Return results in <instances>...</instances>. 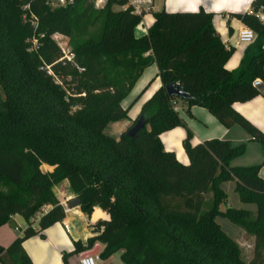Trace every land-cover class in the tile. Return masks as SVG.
Listing matches in <instances>:
<instances>
[{
	"label": "trees",
	"instance_id": "16d2710c",
	"mask_svg": "<svg viewBox=\"0 0 264 264\" xmlns=\"http://www.w3.org/2000/svg\"><path fill=\"white\" fill-rule=\"evenodd\" d=\"M264 0H253L249 14L232 17L253 33L237 67L224 68L232 54L212 27V14L152 13L144 35L140 22L122 4L107 0L96 10L89 0L51 8L49 0H0V226L13 215L25 227L6 247L0 264H32L21 243L64 217L52 187L66 181L78 208H94L108 219L85 248L102 244L107 259L120 252L123 264H248L237 243L215 222L223 217L252 238V253L264 251V180L259 165L230 166L245 144L209 139L181 147L187 164L163 149L159 135L183 122L175 87L187 107L207 110L225 127L238 125L264 149V135L232 110L259 95L264 86ZM67 40L66 61L52 40ZM156 69L159 87L117 138L105 128L127 119L122 107L143 71ZM261 86L253 88L254 80ZM151 82L147 84V87ZM146 87V88H147ZM145 88V89H146ZM145 91V90H144ZM142 91L139 95H141ZM141 116L143 127L126 131ZM42 166L50 170H43ZM233 181L238 201L254 210L226 206L219 188ZM225 205L223 210L219 209Z\"/></svg>",
	"mask_w": 264,
	"mask_h": 264
},
{
	"label": "crops",
	"instance_id": "0c3cea01",
	"mask_svg": "<svg viewBox=\"0 0 264 264\" xmlns=\"http://www.w3.org/2000/svg\"><path fill=\"white\" fill-rule=\"evenodd\" d=\"M252 1L253 0H153L152 13L161 10L167 13H195L202 10L204 13L212 14L211 23L215 33L221 40L225 49H232V54L224 65L225 70L232 71L237 67L242 57L243 50L246 47V45L236 44L237 33L245 27L232 16L236 14H249ZM192 7H195L196 10L192 11ZM116 10L119 9L116 8ZM260 21L264 25V18ZM152 22V14L145 16L142 26L134 31L135 37L144 35ZM156 73L154 66L145 69L127 98L122 102L121 105L125 108L139 96L130 106L127 119L112 123L118 135L130 125L137 115L140 106L148 100L151 94L159 87V81L155 78ZM149 82L151 83L147 87ZM142 91L144 92L139 95ZM231 108L264 135V86H261L258 96L244 103H234L231 105ZM131 109H133L132 112H130ZM174 110L182 120L183 126H177L161 133L159 135V140L163 149L173 153L177 162L187 164V157L181 147V141L185 137L186 132H189L191 135L189 140L191 145L209 139L226 140L231 145L244 143L245 149L243 154L231 160L230 166L259 165L258 176L264 180V149L261 148L258 143L251 141L246 131L238 125H232L230 127L223 126L207 112V110L199 106L187 107L184 103L176 101ZM118 135L115 138H117ZM42 167H44V171L50 170L45 166ZM223 183L225 182L219 185L222 191ZM52 191L55 198L64 208V217L61 221L55 222L45 228L42 231V238L32 236L22 241L21 247L32 264H62L61 254L73 251V242L77 241L80 243V247L85 248L87 240L94 236L92 224L108 219V216L97 208H94L89 215L81 212L78 206L67 208L65 204L69 199L73 198V196L68 190L66 181H62L58 185L53 186ZM64 224L67 225V230L64 228ZM24 227L25 222L20 216H11L6 223L0 226V247L8 246L15 236L21 233ZM250 239L252 241L251 237ZM102 247V244L95 241L90 249L84 251L97 249L98 254ZM82 252L69 256L67 258V263L78 264V257ZM119 256L120 252H115L107 259L103 260L97 258L95 264H123Z\"/></svg>",
	"mask_w": 264,
	"mask_h": 264
},
{
	"label": "built area",
	"instance_id": "2783aa9c",
	"mask_svg": "<svg viewBox=\"0 0 264 264\" xmlns=\"http://www.w3.org/2000/svg\"><path fill=\"white\" fill-rule=\"evenodd\" d=\"M75 1L77 0H55L54 3H51L49 0V6L51 8L63 7L67 5H72ZM115 1L120 2L122 4L118 8L119 10H128L130 14L137 16L140 19V22L135 29L140 28L143 24V18L145 16L152 14L153 11V0H115ZM89 2L94 9L99 10L105 6L107 0H89ZM262 7L264 8V2ZM259 19L262 20L263 17L259 16ZM52 40L56 43V45L60 49L63 58L67 62L70 61L71 55L69 54V52L67 51L64 52L63 50H61L60 44L58 43V41L60 42L64 40V38L61 35L55 34L52 36ZM252 40H253V33L247 28H243L237 33L236 44L238 45H248L252 42ZM251 86L253 88H258L261 86V82L256 79L252 82ZM92 227H93L94 235L101 233L103 230V225L99 223H93ZM64 228L66 230L68 229L66 224H64ZM97 258H98L97 254L84 257L79 259L78 264H95Z\"/></svg>",
	"mask_w": 264,
	"mask_h": 264
},
{
	"label": "rangeland",
	"instance_id": "374dc122",
	"mask_svg": "<svg viewBox=\"0 0 264 264\" xmlns=\"http://www.w3.org/2000/svg\"><path fill=\"white\" fill-rule=\"evenodd\" d=\"M55 0H50L51 3H54ZM116 9V8H115ZM60 44L61 50L64 52H69V47L67 44V40L64 39L62 41H58ZM133 109H131L130 112H132ZM127 129V128H126ZM125 129V130H126ZM105 132L113 137H116L118 135L115 127L113 124H108L105 128ZM44 169V167H42ZM234 183L233 181H227L222 184V189L227 195V201L226 206L232 207L236 209H247V210H253L254 206L251 204H243L238 201L236 193L233 191ZM225 208L224 204H221L219 206L220 210H223ZM215 222L219 225L220 229L232 240H234L240 249L241 258L248 264H264V251L258 255L255 256L252 253V241L250 239V236H247L244 234L243 230L236 225L230 223L227 219L223 217H216Z\"/></svg>",
	"mask_w": 264,
	"mask_h": 264
},
{
	"label": "water",
	"instance_id": "95a60500",
	"mask_svg": "<svg viewBox=\"0 0 264 264\" xmlns=\"http://www.w3.org/2000/svg\"><path fill=\"white\" fill-rule=\"evenodd\" d=\"M165 94L167 95V97L170 98H175L176 100L179 101H186L188 99L187 95L185 93H183L182 91L178 90L175 87H166L164 88ZM144 123L142 121L141 116H139L133 123V125L126 131V135L127 136H132L137 130L141 129L143 127ZM65 206L67 208H72V207H76L78 206V200L76 198H71L69 199ZM97 254V249H91L88 251H84L80 254V256L78 257L79 259L84 258V257H88L91 255Z\"/></svg>",
	"mask_w": 264,
	"mask_h": 264
},
{
	"label": "clouds",
	"instance_id": "9594fccd",
	"mask_svg": "<svg viewBox=\"0 0 264 264\" xmlns=\"http://www.w3.org/2000/svg\"><path fill=\"white\" fill-rule=\"evenodd\" d=\"M191 10H192V11H195L196 9H195V7H192Z\"/></svg>",
	"mask_w": 264,
	"mask_h": 264
}]
</instances>
